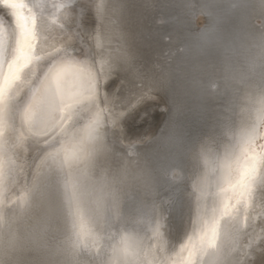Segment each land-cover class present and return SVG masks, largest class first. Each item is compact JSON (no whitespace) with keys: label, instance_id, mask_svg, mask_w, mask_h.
Masks as SVG:
<instances>
[{"label":"bare ground","instance_id":"obj_1","mask_svg":"<svg viewBox=\"0 0 264 264\" xmlns=\"http://www.w3.org/2000/svg\"><path fill=\"white\" fill-rule=\"evenodd\" d=\"M9 2L25 7L0 4V261L7 251L11 264H135L123 227L149 222L159 237L151 216L176 207L194 221L177 251L238 264L264 213L260 0ZM21 24L32 55L8 86ZM53 97L54 126L43 115Z\"/></svg>","mask_w":264,"mask_h":264},{"label":"rangeland","instance_id":"obj_2","mask_svg":"<svg viewBox=\"0 0 264 264\" xmlns=\"http://www.w3.org/2000/svg\"><path fill=\"white\" fill-rule=\"evenodd\" d=\"M200 127H202L201 122H194L193 123V130L194 131L200 130ZM257 194H258L257 195L258 199H256L255 208L264 210V189H260L257 192ZM220 197L221 196H214L211 204L208 206V209H207L208 211L210 208L214 207V205L219 204ZM159 210H161V211H159L156 215L151 216V220H153V221L158 220L162 223L161 224L162 226L160 229L162 231L159 234L160 235L159 237H157L153 233V231L150 228L151 226H150L149 222L145 223L142 221H138V223H137V220H134L135 221L134 225H136L134 227V229H132V227H130V226H124V227L118 226V227H123L124 229L127 227L126 229H130V231H132V233L134 232V236L131 234V236H129V237H130L131 241L137 242L136 244H138V250L140 252V253H138L139 255H137L135 264H151V263L152 264H184V260H186L188 257H193V255L187 254V256H184L186 253V250L185 249H183L182 251L180 250L181 252L177 251L175 246L181 239L185 238L190 233V230L193 228L194 221L192 218H189L188 216H187L188 218L186 216H183L180 209L176 208V207L166 208L165 210H162V209H159ZM258 222H260V223H258ZM257 225L259 227H257ZM118 227H114L115 229L107 231L101 235V237L105 241L104 245L106 247H111L113 241L115 240L114 239L115 235L112 234V232L119 231V229H121V228H118ZM252 229L253 230L255 229L258 232V239L255 242V244L247 251L248 253L240 254L237 256L238 264H264V213L262 215H259V217L257 219H255V221L252 223ZM117 233H119V232H117ZM128 234H129V232H128ZM168 236L170 238H168ZM142 237H144V238H142ZM135 239H137V240H135ZM165 240H167V241H165ZM176 241H177V243H176ZM172 242H173V244H172ZM167 245H170V246H167ZM161 249H163V250H161ZM180 253H182V254H180ZM253 255H254V258H252ZM253 259H254V261L252 262ZM192 262H193L192 264H194L196 262L194 257L192 258Z\"/></svg>","mask_w":264,"mask_h":264},{"label":"snow or ice","instance_id":"obj_3","mask_svg":"<svg viewBox=\"0 0 264 264\" xmlns=\"http://www.w3.org/2000/svg\"><path fill=\"white\" fill-rule=\"evenodd\" d=\"M0 4L7 5L12 9H23L25 5L23 3H16V2H9V0H0ZM209 7H220V8H237V7H243L244 3L243 0H235V2H231L228 4H210L208 5ZM260 6H261V11L264 12V0H260ZM16 16L18 20L23 21L24 17L20 15L19 11L16 13ZM21 34L24 37V42L21 43L18 48H17V55L15 56V59L12 62L8 63V72L7 75L5 76V85L10 86L12 80L15 77L16 72L19 70L20 67L24 66V61L29 59L32 55L31 52V45L28 44V34L27 31L24 27L23 24H21ZM261 40L264 41V33L261 34ZM3 53H0V56H2ZM3 63L4 61L0 59V70L3 68ZM3 88H0V93L3 92ZM143 99L137 98L135 101H133L132 104L129 105V107H134L136 103H139L140 100ZM56 99L53 97L50 99L47 103L46 109L44 111V119L47 121H51L53 123V126L55 125V120H56ZM256 161L253 160L252 162V167L248 170V172L241 177V187L246 188L248 183L251 182L253 178V173L255 172L256 168ZM5 258L0 261V264H11V261L7 259L6 257L8 256L7 251L4 253Z\"/></svg>","mask_w":264,"mask_h":264},{"label":"water","instance_id":"obj_4","mask_svg":"<svg viewBox=\"0 0 264 264\" xmlns=\"http://www.w3.org/2000/svg\"><path fill=\"white\" fill-rule=\"evenodd\" d=\"M5 14V17L7 18V19H11L9 16H8V14L7 13H4ZM74 50H76V49H74ZM6 62H7V58H6ZM6 62H5V64H6ZM200 165V163L198 164V166ZM200 167L201 166H199V169H200ZM211 189V188H210ZM195 196L198 198V200L196 201V204H199V202H200V197L198 196V194L195 192ZM209 200H210V194L208 195V196H204V197H202V201L205 203V204H209ZM199 206V205H198ZM194 264H196V262L194 263Z\"/></svg>","mask_w":264,"mask_h":264}]
</instances>
